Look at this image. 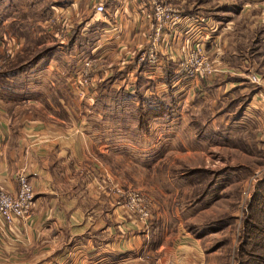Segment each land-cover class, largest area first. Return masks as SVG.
Masks as SVG:
<instances>
[{
	"label": "crops",
	"instance_id": "crops-1",
	"mask_svg": "<svg viewBox=\"0 0 264 264\" xmlns=\"http://www.w3.org/2000/svg\"><path fill=\"white\" fill-rule=\"evenodd\" d=\"M59 2L48 10L66 7L68 26L65 34L53 35L69 37L33 64L35 77L15 81L8 91L0 88V188L14 192L16 173L23 169L33 191L29 214L8 222L0 218V264H209L197 240L155 235L152 211L145 225L124 213L113 188L130 185L118 178L114 163L124 148L142 151L179 141L177 126L186 127L187 112L139 114L148 98L173 107L196 94L219 100L226 89L243 93L253 87L219 53L211 55L218 58L214 72L195 78L178 72L192 40H204L209 51L223 48V39L200 14L162 29L155 42L158 62L148 66L134 58L149 41L152 21L145 3L108 0L104 12H93L87 0ZM86 58L91 86L78 97L72 73ZM260 89L243 111L264 119ZM140 116L148 119L146 129L138 125Z\"/></svg>",
	"mask_w": 264,
	"mask_h": 264
},
{
	"label": "rangeland",
	"instance_id": "rangeland-1",
	"mask_svg": "<svg viewBox=\"0 0 264 264\" xmlns=\"http://www.w3.org/2000/svg\"><path fill=\"white\" fill-rule=\"evenodd\" d=\"M166 1L182 11L204 16L209 30L220 35L219 41L223 39L221 50L218 46L212 51L204 49L211 60V72L218 68L217 56L211 55L219 53L238 68L234 72L253 88L243 93L226 89L219 100L196 94L191 102L177 101L173 107H169V102L158 103L148 98L139 114L150 117L171 109L175 113L184 111L188 114L186 127L180 130L181 125L177 126L179 141L174 143H156L149 150L124 148L117 152L122 155L114 163L121 174L117 176L149 195V213L152 211L154 215L151 224L160 238L173 240L182 236L197 240L209 264H237L244 256L243 248L254 245L253 252L262 259L264 119H258L261 115L256 111L252 114L248 110L247 114L243 109L249 96L258 88L263 89L260 84L264 86V0ZM51 3L60 2L0 0L1 89L8 91L15 81L25 83L35 77L33 64L43 62L55 51L59 40L66 41L69 37L53 35L65 34L68 9L56 7L59 11L56 13L52 8L48 10ZM85 6L90 9V4ZM61 15L60 23L49 20ZM61 23L66 26H60ZM251 76L258 83L251 81ZM176 116L174 120L178 122L180 117ZM147 117L140 116V127L147 128ZM251 195L259 203L255 216L250 217L254 210L248 206ZM249 217L254 229L249 232L247 243H243Z\"/></svg>",
	"mask_w": 264,
	"mask_h": 264
},
{
	"label": "built area",
	"instance_id": "built-area-1",
	"mask_svg": "<svg viewBox=\"0 0 264 264\" xmlns=\"http://www.w3.org/2000/svg\"><path fill=\"white\" fill-rule=\"evenodd\" d=\"M108 0H87L93 12H104L105 4ZM145 3L149 9V17L152 21L151 32L148 33V43L140 46L134 53L137 63H143L153 66L158 62L157 49L155 42L158 41L161 30L172 27L182 18L190 23L195 20L193 14L187 15L184 11L173 7L166 0H140ZM54 12L59 11L55 8ZM52 22H61L62 15L58 18L50 17ZM59 31H57L58 33ZM205 42L201 39H194L183 50L182 56L178 60V72L187 78H195L211 73V60L206 55ZM10 50H8V53ZM90 60L84 59L79 67L72 73L73 89L78 97H82L87 89L91 86V76L88 74L86 67ZM251 81H256L255 76L250 77ZM263 86L262 84H260ZM260 99L264 102V88L260 90ZM17 188L14 192H10L0 188V218L5 221H12L15 218L24 217L32 209L33 191L26 172L22 169L16 173ZM114 199L121 205L124 213L134 218L140 224L145 225L149 218V195L139 188L131 186H123L121 183L116 184L113 188Z\"/></svg>",
	"mask_w": 264,
	"mask_h": 264
},
{
	"label": "trees",
	"instance_id": "trees-1",
	"mask_svg": "<svg viewBox=\"0 0 264 264\" xmlns=\"http://www.w3.org/2000/svg\"><path fill=\"white\" fill-rule=\"evenodd\" d=\"M258 203H259V199L257 197H255L254 195H251V198L248 202V206L250 209L254 208V210L250 213V217L255 216V211L257 209L256 206L258 205ZM250 217L248 218V222L246 223V230H245L246 232L244 234V240H243L244 242L243 243H247V241L249 240L248 237H250L249 232H251L252 229H254L253 226H251V224H250V221H251ZM256 231H258V229H256ZM248 247H249V245H248ZM254 247H255V245L250 247V248H246V247L243 248V251H242L243 254L242 255H244V256H243V258L238 260L237 264H264V256L262 259H259V256L256 253H254L252 250V249H254Z\"/></svg>",
	"mask_w": 264,
	"mask_h": 264
}]
</instances>
